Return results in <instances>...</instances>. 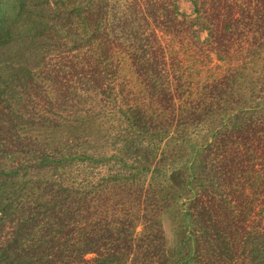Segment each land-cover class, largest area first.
Returning a JSON list of instances; mask_svg holds the SVG:
<instances>
[{
	"label": "trees",
	"instance_id": "1",
	"mask_svg": "<svg viewBox=\"0 0 264 264\" xmlns=\"http://www.w3.org/2000/svg\"><path fill=\"white\" fill-rule=\"evenodd\" d=\"M187 1L0 0V264H264V0Z\"/></svg>",
	"mask_w": 264,
	"mask_h": 264
},
{
	"label": "rangeland",
	"instance_id": "2",
	"mask_svg": "<svg viewBox=\"0 0 264 264\" xmlns=\"http://www.w3.org/2000/svg\"><path fill=\"white\" fill-rule=\"evenodd\" d=\"M179 5L180 7L185 10V11H189L191 5L187 0H179ZM163 146V144L161 145ZM166 149L170 148L169 147H165ZM184 150H182L181 152L178 151V153L180 154V157L177 159L175 158L174 161L172 162V165H168V163H164V169H169V166L173 167V166H179L183 161H185V159L189 156V149L186 147H183ZM178 148H170L169 150H172V152L174 150H176ZM183 180L186 177V174H188V170L186 167H183ZM186 173V174H185ZM159 181V180H158ZM185 181L186 179L183 181L182 185H180L178 188H173L172 190H168L167 194L170 197V194H174L173 197L170 199L169 198V202L170 205L169 207H167L164 211H162L161 215H160V219L161 222L163 224L164 227V233H165V240H166V245L169 251L174 253L175 258L178 256L175 253L176 252H185L187 250L188 244L190 241H186L184 243L181 242V240L183 239V237L185 236V224L183 222V216L182 213L179 209L178 206V201H181L182 197L185 196L186 191H185ZM153 185H155V183H153ZM162 185V184H161ZM163 186V185H162ZM157 189V188H156ZM184 190V191H183ZM166 193V192H164ZM166 195V194H163Z\"/></svg>",
	"mask_w": 264,
	"mask_h": 264
}]
</instances>
